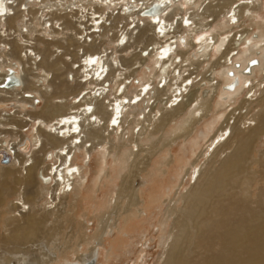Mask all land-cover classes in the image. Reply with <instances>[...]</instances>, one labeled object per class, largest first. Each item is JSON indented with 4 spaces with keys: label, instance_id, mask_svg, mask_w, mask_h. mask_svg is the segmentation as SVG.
Listing matches in <instances>:
<instances>
[{
    "label": "bare ground",
    "instance_id": "obj_1",
    "mask_svg": "<svg viewBox=\"0 0 264 264\" xmlns=\"http://www.w3.org/2000/svg\"><path fill=\"white\" fill-rule=\"evenodd\" d=\"M263 9L264 0H184L183 6L180 0H0V105L13 101L17 108L11 113L0 109V154L9 162L0 165V205L18 193L17 186L21 189L7 207L8 214L17 215L5 220L8 234L0 236V264L12 259L24 264L33 255L42 257L35 264H45V257H54L48 243L41 242V229L53 216L65 215L69 206L59 209L57 204L74 186L84 185L75 152L124 160L130 174L123 195L133 175L150 167L155 130L166 134L168 126L184 123L169 149L213 112L217 120L229 114L206 149L181 168L192 183L179 214L176 203L171 208L174 226L162 264H264V199L255 207L249 202L236 206L232 190L223 195L233 187L247 199L259 177L252 167L264 165L263 158L255 157L264 142V22L254 19ZM218 19L228 31L200 36L195 46L196 35L212 30ZM245 21L255 34L245 29L227 35ZM108 41L118 47H106ZM205 64L209 68L202 74ZM129 88L135 89L131 98ZM244 93L233 107L230 103ZM250 114L247 119L254 122L243 129L241 121ZM209 124L211 130L214 124ZM27 127L34 129L29 155L24 154L30 148ZM49 153L57 161L52 165ZM167 154L172 160V151ZM132 197L143 206L140 189ZM113 216L104 221L101 212L100 233L113 230ZM54 231L52 226L46 230L48 236ZM91 255L96 258L93 249Z\"/></svg>",
    "mask_w": 264,
    "mask_h": 264
},
{
    "label": "rangeland",
    "instance_id": "obj_2",
    "mask_svg": "<svg viewBox=\"0 0 264 264\" xmlns=\"http://www.w3.org/2000/svg\"><path fill=\"white\" fill-rule=\"evenodd\" d=\"M180 5H184V0H180ZM184 8L179 9L181 12V15H179L180 18L187 11V7ZM116 13L117 10H115V14ZM256 16L257 17L254 18L255 22H264V9L263 11L261 10L258 12V15ZM220 20L222 19L214 20L215 22L213 20L211 21L214 22L211 29L215 32L208 29L207 32L197 34V40L194 41V45L196 46L199 44L197 42H199L198 40L200 36L203 37H201V39H204V35L206 34L208 38H211L212 36L217 35L220 31H223L222 33H226L228 29H225L224 25L219 26L217 24ZM132 26L133 24H130V27ZM255 26L256 25H254V27ZM252 28L253 27L250 25L249 21H245L241 26L235 27L232 33H227V35H231L237 31L245 29H250L251 33L253 32V34H255ZM149 34L151 35L152 33ZM166 39L167 38H164L163 42H165ZM107 44L108 45L106 47L109 48L117 46V43L115 44L112 41H108ZM142 47H144L143 44L141 46L139 45L137 51H140ZM180 48L181 50L183 49L182 47ZM131 51L132 50L128 52ZM190 54L191 53L188 52V55ZM151 56H147V58L150 59ZM207 64H205L204 67H200L202 74L208 70L209 65ZM76 66H79V64ZM205 67H207V69ZM144 69L146 70V68ZM257 75L259 79L263 77L261 71L260 73L258 72ZM195 76L197 75L194 74L193 78ZM198 77H195L196 81L199 79L201 80V76L199 78ZM80 81L85 82L84 77L81 78ZM152 88H154V85ZM134 91L135 89L133 88L128 89L127 94L129 95V98L132 97L131 93ZM108 95L113 102V94L110 92ZM249 95L248 97H250ZM29 96H36V94L31 93ZM244 96L245 93L236 99L235 103L230 104H232L233 107L238 106ZM218 98L219 96L216 97V100ZM37 101L38 100H36V102ZM42 103L43 102L40 101L37 107H41L43 105ZM169 105L170 104H168L167 107ZM14 106L15 102L10 101V103H6V105H0V109L11 113L14 112V109H17L14 108ZM26 106L28 111L32 110L30 106ZM132 108L135 109L136 106H133ZM228 114L229 113L217 120L215 118L217 116H215V112H213L209 118L204 119L199 125H197L191 136L187 138H179L174 141L173 146L169 149L167 148V144L172 141L171 137L175 136L174 133L177 131L178 126H181L184 123L182 121H177L175 124L168 126L166 128V134L160 131L156 132L155 130L152 143L153 149L149 150L154 152L150 161V167L145 170V172H138L139 177H135L133 175L134 178L132 180L131 187L129 190H126L123 195L121 194V190L124 187V178L127 174H130L129 168L128 170L124 169V160H117V157L112 155L107 160L105 159L103 161V154L100 152L91 153L90 158L86 157L87 154L84 152H75V155L78 157V166H82L85 182L82 187L74 186L68 193V197L61 200L60 203L57 201L59 209H64L63 207L65 205L69 206V208L67 207L65 215H63V217L59 220L53 216L52 220H49L45 226H42L41 242L43 241L44 243H48L49 249H51L54 255L53 258L45 257V264H79L78 262L83 263L84 261H91L93 259H91L92 249L93 255L96 257V264H162V259H164L166 255L167 240L171 232H173L174 226V216H171V208L174 203H176L175 209L177 210V214H179L180 210L184 206L183 196H185L186 191L190 189V183H192L187 170H181V168L189 161H193L192 159L196 158L201 151L206 149L207 140L210 139L216 132L217 128L223 124ZM127 115L131 118L130 120L133 119L134 114L132 112ZM248 116L249 117H246L245 121H241L240 125L243 129L244 127L247 128L249 126L250 121L251 123L254 122L252 120H248L251 118L252 114ZM10 117L14 118L12 115H10ZM214 118L217 120V123ZM211 122H213L214 127L210 130L209 126L211 125L209 123ZM232 123L233 120H230V124ZM135 126L136 124L132 122V126H130V128H134ZM133 128L131 130H133ZM138 129L139 128H136L135 131L137 132ZM206 129H208V131ZM24 131V134L28 135V140L30 142V148L27 151L25 150L24 154L29 155L33 150L32 143H34L29 137L32 135L30 133L34 132V129L27 127ZM205 136L206 138H204ZM8 140L10 139L8 138ZM148 146L149 145L147 143L146 147ZM155 147H157L156 150L154 149ZM257 149L255 157L258 159L261 157V159L263 158L261 161H264V142L259 144ZM168 150L172 151V160H169L170 157L169 154H167ZM49 154L53 157L51 153ZM0 156V165L7 166L5 164L9 162H5L6 157L1 154ZM47 162L52 165L57 161L53 157ZM199 162L200 164H204L203 167H207L208 162L205 161V159L200 158ZM57 164L59 165V163ZM8 165H11V163ZM12 170L15 171V176L18 177L19 173L16 172L17 169L12 168ZM251 171L257 173L259 172V177L255 180L252 188L250 189L251 195H246L247 199H243L245 197L244 194H240L241 197L237 196V190L233 187L226 190L223 194L227 196V193L232 190L235 194L232 203L236 206L247 205V202H249L252 207H255L259 198L264 199V165L256 164L255 167H252ZM17 188L19 190L18 193L14 194V196L8 197L6 201L0 205V236L2 237L8 234V231L6 232V230H4L5 220L9 216H14L15 214L17 215V213L8 214L7 210L8 205L13 204V202L19 197L21 189H19V186H17ZM138 189L141 190V197L144 200L143 206L140 207L136 206V202L133 201L132 197V191L134 192ZM240 191L242 192V190ZM240 199L243 201H240ZM111 200H113V202H111ZM44 202L45 200H42V204ZM109 202L111 203V206L108 208ZM244 202L245 204H243ZM117 203L120 205L118 210L116 208ZM101 212H104V221L107 220L109 216L111 217L115 214V216H113L115 226H113V230L110 233H100L98 216ZM50 226H52L55 231L51 236H48L46 230L49 229ZM28 241L29 243H33L36 242L37 239H29ZM37 255H39V253ZM34 257L36 259H34ZM41 258L42 257L40 256L33 255L28 258L27 263L24 262V264L41 263ZM22 260L23 259H12L10 264H23ZM34 260H37V262Z\"/></svg>",
    "mask_w": 264,
    "mask_h": 264
},
{
    "label": "water",
    "instance_id": "obj_3",
    "mask_svg": "<svg viewBox=\"0 0 264 264\" xmlns=\"http://www.w3.org/2000/svg\"><path fill=\"white\" fill-rule=\"evenodd\" d=\"M6 162H8V159L6 158V160H5ZM90 264H96V260L95 259H93L92 260V262L90 263Z\"/></svg>",
    "mask_w": 264,
    "mask_h": 264
},
{
    "label": "built area",
    "instance_id": "obj_4",
    "mask_svg": "<svg viewBox=\"0 0 264 264\" xmlns=\"http://www.w3.org/2000/svg\"><path fill=\"white\" fill-rule=\"evenodd\" d=\"M151 47V46H150Z\"/></svg>",
    "mask_w": 264,
    "mask_h": 264
}]
</instances>
